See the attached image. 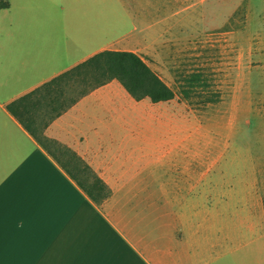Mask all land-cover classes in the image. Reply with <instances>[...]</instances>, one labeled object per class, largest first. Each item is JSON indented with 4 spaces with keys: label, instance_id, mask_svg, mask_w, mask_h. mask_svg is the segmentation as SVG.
<instances>
[{
    "label": "crops",
    "instance_id": "crops-1",
    "mask_svg": "<svg viewBox=\"0 0 264 264\" xmlns=\"http://www.w3.org/2000/svg\"><path fill=\"white\" fill-rule=\"evenodd\" d=\"M207 1L135 0L129 30H96L90 18L79 30H30L43 4L0 0V264H264V190L226 187L223 171L194 157L192 137L178 141L173 98L135 100L113 79L45 128L108 186L101 204L7 109L98 52L138 54L176 39L179 21ZM199 163L205 169L195 170ZM178 168L189 180L183 191ZM193 179L216 184L200 186L208 196L193 202Z\"/></svg>",
    "mask_w": 264,
    "mask_h": 264
},
{
    "label": "rangeland",
    "instance_id": "rangeland-1",
    "mask_svg": "<svg viewBox=\"0 0 264 264\" xmlns=\"http://www.w3.org/2000/svg\"><path fill=\"white\" fill-rule=\"evenodd\" d=\"M34 1L45 9L34 16L40 25L30 30H79L89 18L96 30H129L125 14L136 6L135 0ZM179 23L176 39L138 51L175 93L168 104L176 109L178 141L192 137L194 157L200 161L204 155L210 170L223 171L226 187L264 190V0H208L192 20ZM195 72L208 85L186 99L179 83ZM194 169L205 167L199 163ZM178 170L176 183L183 191L189 180ZM207 182L210 187L216 179H193V202L208 196L198 193ZM177 198L184 202L186 195Z\"/></svg>",
    "mask_w": 264,
    "mask_h": 264
},
{
    "label": "trees",
    "instance_id": "trees-1",
    "mask_svg": "<svg viewBox=\"0 0 264 264\" xmlns=\"http://www.w3.org/2000/svg\"><path fill=\"white\" fill-rule=\"evenodd\" d=\"M113 79L135 100L148 98L160 102L175 96L172 88L137 53L104 50L7 105L24 129L96 204L110 196L108 186L76 152L47 137L44 130L78 99ZM207 85L200 72L191 73L179 83L180 93L188 99L198 88ZM213 99L208 97L207 101Z\"/></svg>",
    "mask_w": 264,
    "mask_h": 264
}]
</instances>
